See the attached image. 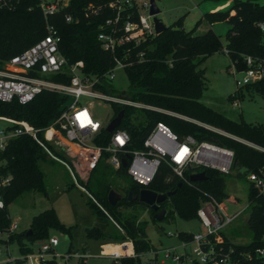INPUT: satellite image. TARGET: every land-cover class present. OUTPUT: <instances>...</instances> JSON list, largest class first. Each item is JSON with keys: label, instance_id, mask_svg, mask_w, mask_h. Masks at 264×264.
Here are the masks:
<instances>
[{"label": "trees", "instance_id": "16d2710c", "mask_svg": "<svg viewBox=\"0 0 264 264\" xmlns=\"http://www.w3.org/2000/svg\"><path fill=\"white\" fill-rule=\"evenodd\" d=\"M239 1L234 0L226 10L208 11L204 14L209 22L221 19L228 23L224 45L211 28L194 33L202 18L196 20L193 28L184 29L181 15L162 31L146 35L137 44L128 42L110 50L100 45L97 33L105 17L112 14L111 10L103 9L86 16L83 6L88 0H71L65 9L45 17L35 0H21L12 8H0V65L42 37L46 33V25L52 24L59 35L58 49L68 62L82 60V72L85 75L100 77L94 88L114 91L105 79V73L114 65L116 59L127 62L124 69L130 86L123 94L146 105L135 107L111 103L112 116L120 109L123 110L117 128L128 132V148H141L143 138L151 126L157 121H163L180 137L191 134L197 140H208L232 148L234 155L231 168H237L236 174L241 175V167H244L245 171L256 170L264 164V123L247 122L242 118L233 119L200 100L205 87L204 67L201 63L210 54L225 47L235 58L240 57V53L264 58V30L256 25V21L264 18V2L250 0L253 7L248 11L239 6ZM65 11L73 14L71 21L64 20ZM51 78L69 81V75L66 73H55ZM244 86L264 94V77ZM241 95L239 91H234L228 94V98L233 100ZM69 99L67 94L44 89L24 103L17 99L0 100V116L25 119L36 127L45 128L58 116ZM205 124L218 127L234 137L211 129ZM105 126L102 125L95 133L93 143L105 146L109 142L112 132ZM39 135L43 136V130ZM48 146L59 157L69 161L63 152L56 150L49 143ZM107 156L108 152L103 150L100 158L90 168L87 178L80 179L79 182L89 193L87 203L94 212L100 217H106L104 212H108L118 225L117 227L112 224L106 217V222L110 225L104 223L86 228L89 238L102 243L120 242L128 238L132 240L137 253L152 247L146 232L147 221L139 219V211L147 210L150 218L155 220V210L137 198H128V192L131 195L138 194L143 187L157 192L171 191L159 204V207L167 209L163 219H168L176 213L185 220L196 218V210L201 202L211 196L219 201L229 196L223 187L213 185V178L221 175L213 168L193 167L185 171L184 178H180L167 162L162 161L152 180L144 185L133 180L126 167L120 165L113 168L107 161ZM0 158L3 160L0 171L11 176L9 184L3 190L4 206L0 207V228H3L10 222L7 205L18 195L28 190L46 193L45 173L39 167V160L52 158L26 133L11 137L0 151ZM199 170H203L207 177L190 180V174ZM111 187H116L124 193V197L113 205L107 199ZM248 199L249 213L246 224L254 239L247 244H234L237 250L250 248L255 244L256 238L264 228V193H257L249 184ZM28 228H31V234L27 236ZM51 228L66 233L67 237L71 233V226L61 223L54 209L48 207L33 214L28 226L10 234L9 240L17 241L20 251L26 252L31 249L27 242L32 243L48 237ZM191 234V231L186 230L176 233L177 237L182 239H189ZM225 237L226 243L231 241L226 234ZM83 249L86 250L84 247ZM50 264L55 263L51 260ZM112 264H140V258L123 255L114 258ZM239 264L249 263L243 258Z\"/></svg>", "mask_w": 264, "mask_h": 264}, {"label": "built area", "instance_id": "2783aa9c", "mask_svg": "<svg viewBox=\"0 0 264 264\" xmlns=\"http://www.w3.org/2000/svg\"><path fill=\"white\" fill-rule=\"evenodd\" d=\"M19 1L21 0H0V8H12ZM70 2L71 0H35V4L45 17L65 9ZM103 9L112 11V14L105 17L97 33L100 45L105 49L113 50L128 42L137 44L146 35L156 33L150 13V0H88L83 6L86 16L96 14ZM72 19L73 14L65 11L64 20ZM256 25L264 30V18L256 21ZM58 41L56 28L48 23L46 33L42 37L0 65V100L2 101L17 99L24 103L44 89L70 96L66 106L45 128L36 127L25 119L0 116L9 122L8 125L0 128V151L11 137L26 133L36 140L50 158L60 160L66 166H68L67 161L59 157L48 143L56 150H63L72 158L85 162L88 168L96 163L103 150L108 152L107 161L113 168L122 165L121 159L129 155L126 157L127 164L124 167L133 180L144 185L152 180L162 161L167 162L180 178H184L185 171L193 167L213 168L221 175L231 172L234 155L232 148L208 140H197L191 134L180 137L163 121H157L151 126L143 138L141 148H128V132L117 127L111 131L110 140L105 146L93 143V136L107 122L102 123L94 117L87 106L89 103L81 101V95L135 107L146 105L128 98L123 93L116 94L114 91L94 88L100 77L85 75L82 72V60L68 62L58 49ZM223 51L228 53L225 47ZM240 57L242 67L239 70L240 76L236 78L237 86L253 83L264 77V58L248 53H240ZM126 63L116 59L114 65L105 73V79L110 83L114 76V68H124ZM55 73L68 74L69 81L63 82L51 78ZM235 100L237 98L233 99V104L238 105ZM171 113L186 117L175 112ZM205 125L220 133L233 136L221 129ZM42 130L43 136H40L39 132ZM60 138H63L65 143L61 142ZM2 163L3 160L0 158V165ZM10 178V174L0 171V207L4 206L3 190L9 184ZM247 179L257 193H264V164L256 170H248ZM242 210L243 208L228 213L224 201L211 196L202 201L196 210L203 229L192 232L189 239L179 238L178 245L159 250L150 248L137 253L132 240L127 238L116 243L120 246L118 250H106L103 254L113 258L123 255L137 256L146 259L148 264H157L166 259L177 261L179 264H239L243 258L249 264H264V228L256 238L257 242L250 248L237 250L234 244L250 243L253 237L248 241L231 240L226 243L224 228L237 218ZM17 227V222L10 220L7 226L0 228V244L6 248L7 254L8 245L12 242L9 236L17 231ZM58 243L59 240L55 235L37 239L32 243L27 242L31 247L30 250L20 251V254L14 258L8 256L0 264L6 261H14L16 264H50V261L58 256H63L65 260L73 256L80 261L90 255L88 250L60 254L56 249ZM189 244H192L191 249L188 248Z\"/></svg>", "mask_w": 264, "mask_h": 264}, {"label": "rangeland", "instance_id": "374dc122", "mask_svg": "<svg viewBox=\"0 0 264 264\" xmlns=\"http://www.w3.org/2000/svg\"><path fill=\"white\" fill-rule=\"evenodd\" d=\"M160 8L158 17L168 25L173 23L177 17L183 16V28L189 30L194 27L197 19L202 18L197 24L194 33H201L211 28L225 44V33L229 27L225 20L216 19L209 22L204 14L208 11L226 10L234 0H155ZM260 3L264 0H258ZM204 67L205 87L200 100L233 118H242L247 122L264 123V94H260L247 86H237L236 78L240 76L239 70L242 67L241 57H232L229 53L222 50L215 51L206 57L201 63ZM113 78L110 80L111 86L116 94L127 92L130 86L129 77L123 67H116L113 70ZM239 91L242 93L235 100L238 105L233 104V100L228 98V94ZM81 101L89 103L87 105L95 118L102 123H106L113 115V109L110 102L96 99L89 96H80ZM9 122L0 118V128L8 125ZM209 125V124H207ZM212 126V125H209ZM214 128H218L213 126ZM220 129V128H218ZM61 151V150H60ZM64 162L56 159L42 158L39 160V167L45 173L44 182L46 193L35 190L22 192L13 201L7 205V213L11 221L17 222V231H21L29 224L31 216L38 211L52 207L61 223L71 226V233L67 237L66 233L51 228L49 236H57L59 243L56 246L60 254L82 250L83 247L88 250L89 256L84 261H78L71 256L67 260L63 256L56 257L57 264H112L114 258L100 253L102 242L89 238L86 235V228L93 225H110L108 220L116 225L115 220L104 212V216L97 215L93 208L87 203L88 193L79 183L80 179L85 180L89 174L88 166L85 162L71 158L70 162ZM71 169V170H70ZM242 172L237 175V168H232L231 172L223 175L225 185L223 190L229 196L223 199L226 204V211L233 213L241 208L242 212L224 231L226 235L235 242L251 240L252 231L246 224L249 213L248 203V185L247 171L244 167L239 168ZM235 198V199H234ZM139 219L146 220L147 237L152 244L153 249H162L175 246L180 243L176 233L179 230L197 231L203 227L199 219L192 218L185 220L176 213L168 219L152 220L147 210L139 211ZM114 248L118 250L119 245L106 246L107 250ZM192 248V244L188 245ZM6 248L0 244V262L9 257H17L20 249L17 241H12ZM4 264H16L14 261H6ZM140 264H148L146 259L140 258ZM157 264H179L177 261L166 259Z\"/></svg>", "mask_w": 264, "mask_h": 264}, {"label": "water", "instance_id": "95a60500", "mask_svg": "<svg viewBox=\"0 0 264 264\" xmlns=\"http://www.w3.org/2000/svg\"><path fill=\"white\" fill-rule=\"evenodd\" d=\"M239 6L245 10L251 11L253 7V2L250 0H240ZM160 11V8L158 7L157 3L155 0H150V13L152 14V19L154 22V27L156 33L162 31L165 29L166 24L158 17V13ZM123 115V110L120 109L115 116H113L106 124V129L108 131H112L115 127L118 126L121 117ZM127 155L126 157H128ZM126 157H123L122 160V165L125 166L127 164ZM207 176L205 175V172L203 170H199L197 172H194L190 174L189 178L190 180H199V179H205ZM213 185L218 186V187H223L225 185V177L223 175H218L215 176L212 180ZM171 191L168 192H157L154 191L148 187H143L140 189L138 194H133L131 195L130 192H128L127 197L128 198H137L140 202L149 205L152 209L155 210L153 214V218L155 220H162L167 212V209L165 207H159L160 202L165 200ZM124 197V193L120 191L116 187H111L107 193V199L108 202L113 205L115 204L120 198ZM31 234V228H28L26 230V235Z\"/></svg>", "mask_w": 264, "mask_h": 264}, {"label": "crops", "instance_id": "0c3cea01", "mask_svg": "<svg viewBox=\"0 0 264 264\" xmlns=\"http://www.w3.org/2000/svg\"><path fill=\"white\" fill-rule=\"evenodd\" d=\"M60 140H61V142L65 143V140H64L63 138H60ZM61 152H63V153L68 157L69 161H67V162H70V159H71L72 157L69 156L68 154H66L63 150H62ZM90 168H91V167H89L88 169L90 170ZM116 243H118V242H106V243H103L102 246L100 247V253L103 254V251L106 252V249H105V246H106V245H108V244H110V245H113V244L117 245ZM84 248H86V247H84ZM82 250H84V249H82ZM86 250H87V249H86ZM105 255H106V254H105ZM109 256H110V255H109ZM84 260H85V259H84ZM84 260H81V261H84ZM53 261H54L55 264H57V262H56V258H55Z\"/></svg>", "mask_w": 264, "mask_h": 264}, {"label": "bare ground", "instance_id": "6f19581e", "mask_svg": "<svg viewBox=\"0 0 264 264\" xmlns=\"http://www.w3.org/2000/svg\"><path fill=\"white\" fill-rule=\"evenodd\" d=\"M48 134L50 133V130L47 132ZM229 202V201H228ZM228 202H224V205L226 206V204H228ZM107 246V245H106ZM106 246H105V249H106ZM114 249V248H112ZM107 250V249H106Z\"/></svg>", "mask_w": 264, "mask_h": 264}]
</instances>
